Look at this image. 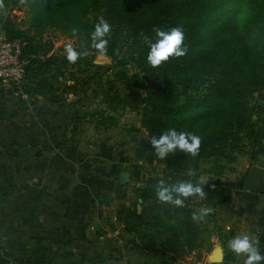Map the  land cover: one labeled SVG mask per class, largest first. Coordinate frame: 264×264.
<instances>
[{
	"label": "trees",
	"instance_id": "16d2710c",
	"mask_svg": "<svg viewBox=\"0 0 264 264\" xmlns=\"http://www.w3.org/2000/svg\"><path fill=\"white\" fill-rule=\"evenodd\" d=\"M5 5L7 11L20 6L19 0H5ZM27 7L28 27L34 37L41 39L49 28L72 37L70 29L77 26L74 46L79 49L84 43L89 55L71 64L66 54H49L54 48L51 40L26 42V71L22 82L13 84L15 88L25 89L35 99L59 90L76 95L80 73L94 68L89 78L102 76L109 65L94 61L98 54L90 45L91 32L103 16L112 26L107 56L121 66L114 73L135 86L122 94L116 92L107 103L142 113L143 126L149 131L135 146V157L154 163L158 157L150 137H159L170 127L201 136L198 156L178 150L159 159L165 165L164 174L148 176L135 188L129 203L118 205L116 215L132 254L143 252V248L158 249L172 260V253L178 250L202 248L207 227L205 221L192 220V213L197 212L192 198L178 208L160 203L153 189L159 180L168 184L197 182L205 158L219 161V168L224 169L240 154H249L251 160L264 155V0H28ZM175 26L183 27L187 55L151 67L144 37L155 42V28L167 31ZM17 36L11 34L10 38ZM129 63L136 67L135 72H129ZM145 75L160 80V84L153 86ZM256 90L262 101L253 104L248 96ZM116 106L108 104L98 111L103 115ZM83 117L74 119L72 134L66 140L75 134ZM105 117L114 122L112 114ZM64 143L58 139L56 147ZM37 153L42 152L39 149ZM204 190L208 195L202 202L213 206L230 199V192H218L209 183Z\"/></svg>",
	"mask_w": 264,
	"mask_h": 264
},
{
	"label": "rangeland",
	"instance_id": "374dc122",
	"mask_svg": "<svg viewBox=\"0 0 264 264\" xmlns=\"http://www.w3.org/2000/svg\"><path fill=\"white\" fill-rule=\"evenodd\" d=\"M4 26L6 27L4 28ZM28 26L27 5L16 6L8 10L7 15L0 14V39L10 38L12 34V36L19 35L28 43L51 40L54 44V48L49 53L51 56L65 55L63 47L65 43L71 41L75 44L74 38L67 36L58 28H49L40 39L38 36L34 37V31L30 30ZM98 57L99 55H97ZM101 58L109 65L106 72L94 79L89 78L94 73V68L80 73L81 83L73 98L61 99L60 95H64V92L59 90L51 95V99L48 97L47 100L40 101L32 98L31 93L29 96H24L27 93L25 89H17L12 84H1L0 140H5L10 134L12 135L11 139H14L17 133L11 131L10 123L13 125L15 121L16 124L28 122L34 130H37L38 128L35 127L40 126L42 120L45 121L47 113H50L48 111L51 110H54L56 114L57 111L67 108L74 114L85 115L89 119L79 127V132L75 134L77 139L74 143V150L69 149L65 153H61L59 159L57 156L47 161L41 155L35 154L36 149L32 150L30 166H26L29 169L28 172L23 173L24 162H21L22 164L19 161L13 163V174L16 172L15 180L13 178L12 181L2 182L1 180L0 190L2 191L0 192H10V188H12L11 192H73L75 189L74 192H81L82 196H85V201L90 204L91 219L99 221L107 214H112V217H115V209L121 200L129 202L134 197L135 188L143 185L148 176L164 174L165 165L159 161V158L155 159L154 163L148 164L135 157L134 148L139 139L149 135V131L142 123V113L130 110L128 107L124 108L118 103H107V100L116 92L122 94L135 86L120 79L114 73L121 67L115 59L107 55ZM127 67L130 73L136 71V67L132 63H129ZM68 82H71V79H68ZM138 89L145 92L142 87ZM70 93L72 92L68 94ZM77 99L78 101H76ZM248 99L253 104L262 101L258 97L257 90L251 93ZM61 104H65V106L62 107ZM108 104L117 106L107 109L106 113L101 115L98 110ZM105 114L107 116L112 114L114 122L105 117ZM55 122L51 118L53 125ZM72 124V122H68L67 130L71 128ZM51 130L53 131L45 134L37 131L34 134V140L45 143L48 142L46 137L56 140L57 134L62 135L55 128ZM61 131L65 130L61 129ZM18 139L20 138L18 137ZM248 157L249 154H240L234 162H227L224 169L219 168V161H213L212 157L205 158L199 171V179L208 181L209 184L216 181L217 187L214 189L218 192L225 189L227 192H234L236 187L244 186L243 168L245 167L240 166V161H247ZM7 188L8 190H6ZM190 201L196 211L205 206L214 209L212 203L202 202L198 198L194 197ZM215 216L216 210L214 209L213 213L207 216L204 221L209 223L216 221ZM169 258L170 255L162 253L161 250L143 248V252L133 253L132 263L138 261L141 264H172Z\"/></svg>",
	"mask_w": 264,
	"mask_h": 264
},
{
	"label": "crops",
	"instance_id": "0c3cea01",
	"mask_svg": "<svg viewBox=\"0 0 264 264\" xmlns=\"http://www.w3.org/2000/svg\"><path fill=\"white\" fill-rule=\"evenodd\" d=\"M75 96L73 93H64L60 98ZM48 97H52L51 94L40 96L37 100H47ZM48 112L45 121L42 120L41 125L35 127L37 130L28 122L10 123L11 131L17 133L20 139L17 135L11 139L10 134L5 140H0V181H12L16 177L12 164L17 161L24 162L23 173H27L29 169L26 166H30L32 150L36 149L34 152L38 155L40 149V155L46 161L57 156L59 159L61 153L74 150L75 134L89 119L88 116L83 117L72 138L66 140L72 134L74 119L81 114H74L67 108L56 114L54 110ZM51 118L56 121L54 125ZM68 122L73 123L69 130ZM52 128L62 135L56 133V140L46 137L48 142L45 143L34 140L37 131L45 134L53 131ZM58 139L66 143L56 147ZM33 140L35 143L31 144ZM244 162L240 161V166L245 167L246 179L251 166L264 168V155L257 160L248 157ZM11 191L12 188L10 192H0V264H136L132 263L133 254L125 245L123 224L117 221V208L115 217L107 214L97 221L91 219L90 204L85 201V196L81 192H74L75 189L73 192ZM213 207L216 221L205 222L204 246L193 251L184 248L172 253V264H197L200 260L212 259L219 248V262L243 264V258L235 256L228 249L227 242L235 235L245 233L259 237L260 248L264 253V179L260 190L236 187L234 192H230L228 202L217 203Z\"/></svg>",
	"mask_w": 264,
	"mask_h": 264
},
{
	"label": "clouds",
	"instance_id": "9594fccd",
	"mask_svg": "<svg viewBox=\"0 0 264 264\" xmlns=\"http://www.w3.org/2000/svg\"><path fill=\"white\" fill-rule=\"evenodd\" d=\"M19 4L27 5L28 0H19ZM0 14L7 15L5 0H0ZM70 31L72 37L76 38L79 28L73 26ZM111 31L112 26L103 16H100L94 26V31L91 32L90 47L95 49L101 57L107 55ZM154 32L155 42L147 36L144 37V42L150 49L147 54V62L151 67L158 68L171 58H180L187 55L188 48L184 43L185 34L182 26H175L167 31L155 28ZM63 47L66 59L71 64H75L78 60L89 55L88 48L84 43H81L79 49L71 41L65 43ZM149 143L154 148L155 155L161 160L166 159L169 154H175L178 150L195 158L199 155L202 138L198 134L177 131L175 127H170L163 130L159 137L151 136ZM207 182L203 179L195 183L190 180H180L168 184L164 180H159L154 185L153 190L160 203L182 208L188 198L195 197L201 201L207 198L208 194L204 190V185ZM213 211L212 207H201L197 212L192 213V220L200 223ZM227 247L235 256L243 258V264H264V253L260 248L259 237L246 233L238 234L227 242Z\"/></svg>",
	"mask_w": 264,
	"mask_h": 264
},
{
	"label": "built area",
	"instance_id": "2783aa9c",
	"mask_svg": "<svg viewBox=\"0 0 264 264\" xmlns=\"http://www.w3.org/2000/svg\"><path fill=\"white\" fill-rule=\"evenodd\" d=\"M25 45L26 41L19 36L0 39V84L16 85L22 82L27 63L24 58ZM24 96H28V94L25 93ZM209 185L212 188H216L217 182L212 181ZM197 264L223 263L207 258L200 260Z\"/></svg>",
	"mask_w": 264,
	"mask_h": 264
},
{
	"label": "water",
	"instance_id": "95a60500",
	"mask_svg": "<svg viewBox=\"0 0 264 264\" xmlns=\"http://www.w3.org/2000/svg\"><path fill=\"white\" fill-rule=\"evenodd\" d=\"M96 63H105V61L99 56L94 60ZM146 80L152 84L153 86H157L160 84V80L156 78H151L149 75H145ZM264 179V168L258 165H253L248 170L244 186L250 191H258L261 188V184ZM220 248L217 249L215 255L212 257V260L219 261L220 254L218 252Z\"/></svg>",
	"mask_w": 264,
	"mask_h": 264
}]
</instances>
